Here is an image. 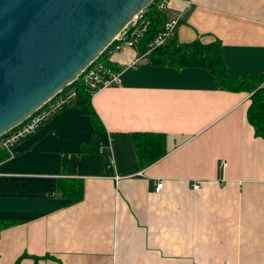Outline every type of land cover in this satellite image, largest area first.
Here are the masks:
<instances>
[{
    "label": "crops",
    "instance_id": "1",
    "mask_svg": "<svg viewBox=\"0 0 264 264\" xmlns=\"http://www.w3.org/2000/svg\"><path fill=\"white\" fill-rule=\"evenodd\" d=\"M163 14L179 15L176 43L218 40L229 76L264 74V0H170ZM136 56L113 54L117 85L89 98L100 129L75 102L13 158L0 152V220L13 223L0 231V264H264V138L246 119L249 93L220 88L205 68L145 57L129 67ZM135 132L164 134V155L141 167ZM61 180H78L82 199L61 198Z\"/></svg>",
    "mask_w": 264,
    "mask_h": 264
},
{
    "label": "water",
    "instance_id": "2",
    "mask_svg": "<svg viewBox=\"0 0 264 264\" xmlns=\"http://www.w3.org/2000/svg\"><path fill=\"white\" fill-rule=\"evenodd\" d=\"M153 0H0V136L72 83Z\"/></svg>",
    "mask_w": 264,
    "mask_h": 264
},
{
    "label": "trees",
    "instance_id": "3",
    "mask_svg": "<svg viewBox=\"0 0 264 264\" xmlns=\"http://www.w3.org/2000/svg\"><path fill=\"white\" fill-rule=\"evenodd\" d=\"M165 15L155 13L151 16V24L144 34L139 51L143 50L145 41L150 39L162 23ZM147 63L154 65H164L173 68H205L216 79L220 88L237 92L244 91L249 93L248 104L246 107V119L253 127L255 136L264 138V85L258 86L256 81L264 74L255 77H233L225 72L222 62L220 44L218 40L210 43H202L198 39L189 42L176 43L172 38L162 46L154 48L146 57ZM106 62L105 53L102 52L98 58ZM76 103L80 105L82 112L91 117L93 126L100 129L99 122L89 107L88 95L84 93L77 83ZM104 138V134H102ZM133 151L141 167L149 165L165 153V136L158 132H135L131 134ZM57 192L61 198L70 203H76L82 199V185L78 180H61L57 184ZM10 221L0 220V231L11 226Z\"/></svg>",
    "mask_w": 264,
    "mask_h": 264
},
{
    "label": "built area",
    "instance_id": "4",
    "mask_svg": "<svg viewBox=\"0 0 264 264\" xmlns=\"http://www.w3.org/2000/svg\"><path fill=\"white\" fill-rule=\"evenodd\" d=\"M169 2L170 0H153L149 6L133 14L127 24L103 50L106 62L97 59V57L81 71L72 83L54 94L25 120L2 134L0 136V152L4 153V160L14 157V148L17 142L33 134L41 124L54 114L76 102L77 86L74 83L81 87L84 93L88 95V98L101 88L117 85L120 70L109 61L113 54L122 52L125 48L137 49L136 58L129 64V67H135L138 59L146 57L154 48L162 46L170 40L174 35L179 15L164 17L160 28L151 35L150 39L145 41L143 50L139 51L144 34H147L151 24V16L155 13H163ZM151 5L154 7L155 12L149 14L148 9ZM97 152L103 157L105 171H110L112 168V156L107 136L98 142ZM220 164L223 165L224 162L221 161ZM114 178L116 177L114 176ZM191 187L192 189H197L198 184L193 182ZM162 188L163 180H156L152 191L153 193H159Z\"/></svg>",
    "mask_w": 264,
    "mask_h": 264
},
{
    "label": "rangeland",
    "instance_id": "5",
    "mask_svg": "<svg viewBox=\"0 0 264 264\" xmlns=\"http://www.w3.org/2000/svg\"><path fill=\"white\" fill-rule=\"evenodd\" d=\"M154 12H155V11H154V7L151 5L150 8L148 9V13L150 14V13H154ZM256 83H257L258 86H262V85H264V77L258 79V80L256 81Z\"/></svg>",
    "mask_w": 264,
    "mask_h": 264
},
{
    "label": "bare ground",
    "instance_id": "6",
    "mask_svg": "<svg viewBox=\"0 0 264 264\" xmlns=\"http://www.w3.org/2000/svg\"><path fill=\"white\" fill-rule=\"evenodd\" d=\"M129 20H130V19H129ZM112 40H113V39H112ZM104 49H105V48H104ZM50 98H51V97H50ZM50 98H49V99H50ZM46 101H47V100H46ZM44 103H45V102H44Z\"/></svg>",
    "mask_w": 264,
    "mask_h": 264
}]
</instances>
